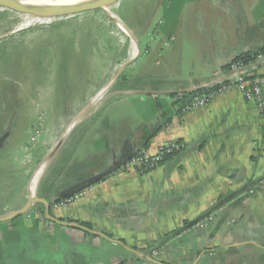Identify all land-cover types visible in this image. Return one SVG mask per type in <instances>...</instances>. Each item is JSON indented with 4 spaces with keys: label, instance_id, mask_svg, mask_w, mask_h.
<instances>
[{
    "label": "crops",
    "instance_id": "1",
    "mask_svg": "<svg viewBox=\"0 0 264 264\" xmlns=\"http://www.w3.org/2000/svg\"><path fill=\"white\" fill-rule=\"evenodd\" d=\"M192 2L189 8L199 12L197 20L202 19L206 32L189 28L184 33L149 32L152 24L145 32H135L124 23L142 45V52L128 66L138 65V79H130V94L115 91L86 111L56 153L68 184H52L48 195L59 198L138 150L153 153L164 142L179 141L181 151L146 173L135 168L112 172L72 202L51 209L52 214L87 224L146 255L158 250L157 259L166 264H264V189H255L253 197L232 210L233 222L217 227L216 219L199 234H175L230 193L264 177V119L241 90L231 88L187 112L180 110L183 99L176 102L182 95L178 93L209 84L236 56L264 45V0ZM148 15L146 21L151 20ZM195 38L200 42L194 58ZM254 65V71L264 76V62ZM145 75L153 76L157 84L143 82ZM97 90L77 103L79 111ZM120 107H127L129 118L114 116ZM154 126L161 127L145 145L146 134ZM27 197L4 211L21 207ZM21 221L26 231L34 229L31 244L41 240L48 244L45 230L54 233L52 246L61 259L52 264H85L88 249L96 254L91 264H152L119 244L80 230L42 220L38 224ZM6 224L15 227L12 220ZM204 250L208 252L201 254Z\"/></svg>",
    "mask_w": 264,
    "mask_h": 264
},
{
    "label": "rangeland",
    "instance_id": "2",
    "mask_svg": "<svg viewBox=\"0 0 264 264\" xmlns=\"http://www.w3.org/2000/svg\"><path fill=\"white\" fill-rule=\"evenodd\" d=\"M190 4H193L192 0H120L108 11L126 25L131 24L135 32H142V29L145 32L149 24H152L149 32L184 33L188 28L194 32H206L202 19L197 20L199 12L191 11ZM25 15L0 7V54L8 52L9 47L12 54L7 69L0 61V83L8 82L7 100L0 108V116L10 115V119L2 123V130L9 131L0 156V211L15 207L28 196L30 176L40 161L45 159L50 147L59 141L61 128L65 129L79 111L77 103L92 95L132 57L131 40L103 10L68 18L42 19L31 25L23 24ZM147 15L151 20H145ZM194 20L199 23L193 25ZM157 21L160 23L157 24ZM188 22L192 25L189 26ZM4 40H7L5 44H1ZM193 41L195 50L191 56L195 58L200 40L195 38ZM161 47L165 49V46ZM59 48L70 52L65 57L68 62L65 71L63 64L57 70L59 54L56 51ZM124 48L125 54L119 56ZM44 52L49 53L43 57ZM137 66L124 68L126 74L134 73L130 77L133 82L138 79ZM142 80L157 84L150 75H145ZM1 88L0 84V92ZM107 94L108 91L104 95ZM63 100L66 105H63ZM125 108L115 110L114 116L129 118L130 114ZM34 125L38 130L36 139L28 144V130ZM56 156L49 163L50 166L52 163L58 166ZM19 174L24 176V186L19 197L14 196L11 201L10 195L15 191ZM38 186L39 183L34 189L35 195H38ZM8 201L11 202L7 204ZM21 218L23 216L12 220L15 227L10 229L6 222H0V264H52L60 260V252L52 246L56 244L54 233L45 230L44 236L49 245L45 240L38 245L31 244L29 237L34 229L26 231ZM95 255L88 249L84 255L85 264H91Z\"/></svg>",
    "mask_w": 264,
    "mask_h": 264
},
{
    "label": "water",
    "instance_id": "3",
    "mask_svg": "<svg viewBox=\"0 0 264 264\" xmlns=\"http://www.w3.org/2000/svg\"><path fill=\"white\" fill-rule=\"evenodd\" d=\"M27 1H33V0H0V7H4L6 9L9 10H14L23 14H28V15H32L38 18H43V19H61V18H65V17H69V16H73L75 14H79V13H83L86 11H91V10H97V9H101L105 12H107V10L105 9L106 6H111L114 3H117L120 0H88L86 2H82V3H77V4H69V5H30V4H24ZM107 14L112 18V16L107 12ZM117 17V16H116ZM118 20L123 24V26L128 30L131 31L123 22L122 20L117 17ZM118 26V25H117ZM120 28V27H119ZM123 31V30H122ZM132 32V31H131ZM131 32H129L130 34H125V32H123L130 40H133L136 46V55L131 57V59H129L128 61L125 62V64H123V66L120 67L119 70H117V72L110 77L100 88L99 90H101V88L106 87V91H108L107 96L112 95L113 93H115V91H117L116 93H120V94H130L131 90H114V91H109L112 84L114 83V81L116 80V78L118 77V75L124 70V68L128 67L130 64H132L136 58L139 56L140 54V48H139V44H138V40L137 37L135 35H133L134 39L132 38ZM214 82H210L207 85H204L202 87H199L198 89H194V90H200V89H204L208 86L214 85ZM98 90V91H99ZM193 90V91H194ZM97 91V92H98ZM97 92L95 94H97ZM159 93V92H156ZM183 93H188V92H181L178 94H183ZM95 94L93 95V97L95 96ZM105 94V93H104ZM103 94L102 98L97 102V104H99L105 97ZM167 95V92L164 93ZM92 97V98H93ZM91 98V99H92ZM87 103V105H85L83 107V109H81L80 111H78L75 115H73V117L71 118V120L69 121L68 125L70 124V122L72 120H74L76 118V116H79V119L77 120V122L69 129V131L66 133V129H63V132L61 133V137L59 139V141L55 145V148L53 149V153L52 155H50L49 159H47V164L44 167L37 183H36V187L39 183V181L41 180V178L43 177V175L45 174V171L48 170V168L50 167V162L52 161V159L54 158L55 154L57 153L58 149L60 148V146L62 145V143L66 140V138L69 136V134L72 132V130L80 123V121L82 120V118L84 117L86 111L89 108H95L97 106L93 105L90 106V101ZM67 125V126H68ZM8 136V131H5L3 134L0 135V149L3 147L6 138ZM52 145V146H53ZM52 146L50 147V149L47 151L46 153V157L48 158V153H50V151L52 150ZM132 154V153H131ZM127 155L123 158H121L117 163L111 165L108 169L97 173L93 176H91L88 180H86L85 182L79 184L78 186H73L72 188H70L69 191L61 194V196L59 198H64V197H68V196H72L76 193L82 192L85 188L93 185L94 183L98 182L100 179H102L103 177L111 174L112 172H115L117 170H119L120 166L127 160L130 158V155ZM44 156V157H45ZM44 159H42L40 161V163L37 165V167L34 169L32 175L30 176L29 180H28V186L29 183L31 182L34 174L37 172V170L40 168L42 161ZM258 181V180H257ZM256 181V182H257ZM255 182V183H256ZM254 183V184H255ZM254 184H252L251 186H247L245 188H240L235 190L234 192L230 193L228 196H226L225 198L221 199L219 202H217L213 207H211L206 214L199 216L195 221L183 226L182 228H180L179 230L175 231L176 235H182V234H199L202 231H206L217 219V224L216 226H220L223 223H228L229 224V220L231 217V212L232 210L241 202L243 201L245 198H250L254 196V193H249V188L252 187ZM35 187V188H36ZM51 185L48 187V193L50 191ZM29 191V190H28ZM246 191V192H245ZM57 198L53 196V199L51 198L50 200L46 199L45 197H41L39 195H35L34 192L33 194L29 192L28 197L26 202L19 208L12 210V211H8L5 212L3 214H0V222H6V221H10L13 220L15 218L24 216L35 204H41L43 206V212H44V219L48 220L54 224L57 225H61V226H66V227H70L76 230H80L86 234H90L92 236H97V237H101L109 242H113L116 244H119L123 247H125L127 250H129L130 252L134 253L136 256H139V258L141 260H145L148 261L152 264H166L165 262L157 259L159 256V251L157 250L156 255H154L152 253L151 256L146 255L142 252H139L135 249H132L128 246H126L123 242H121L120 240L117 239H113L111 237H109L107 234H105L104 232H100V231H96L93 230L92 228H89L87 226H84L82 224H79L75 221H65V220H61L60 218L55 217L52 214V206L51 203L52 201ZM230 202V204L227 206V202ZM214 213V217L213 220L210 221L207 225H203L202 227H199V222L206 217L208 214ZM233 222V220H231ZM163 248V246H162ZM208 252V250H204L202 251L201 254Z\"/></svg>",
    "mask_w": 264,
    "mask_h": 264
},
{
    "label": "built area",
    "instance_id": "4",
    "mask_svg": "<svg viewBox=\"0 0 264 264\" xmlns=\"http://www.w3.org/2000/svg\"><path fill=\"white\" fill-rule=\"evenodd\" d=\"M258 62H264V55L258 54L254 61L249 64H243L236 61L231 62L229 69L217 75L212 82L214 85L208 86L202 91H193L185 100L180 104V110L183 112L192 111L199 107L205 106L210 103L216 96L224 93L231 88L241 90L244 98L254 103L259 115L264 119V76L257 73L253 65ZM255 66V65H254ZM38 130L36 125L28 130L29 142L36 139ZM182 143L179 141H167L161 144L157 150L150 153L145 150H138L129 159H127L119 168V170L137 169L140 173H146L158 164L164 161L168 155L180 152ZM264 189V177L260 178L252 187L249 188V193H254L255 189ZM81 192L72 196L61 198L59 201L51 203L53 209L59 208L72 202ZM36 211L31 208L23 217L31 219L37 217ZM214 213L208 214L199 222V227L207 225L213 220ZM48 222V221H47ZM50 223V222H49ZM156 251L153 252L156 255Z\"/></svg>",
    "mask_w": 264,
    "mask_h": 264
},
{
    "label": "trees",
    "instance_id": "5",
    "mask_svg": "<svg viewBox=\"0 0 264 264\" xmlns=\"http://www.w3.org/2000/svg\"><path fill=\"white\" fill-rule=\"evenodd\" d=\"M101 9H97V10H91V11H86V12H83V13H79V14H84V13H91V12H94V11H99ZM79 14H75V15H79ZM74 16V15H73ZM69 17H72V16H69ZM68 18V17H66ZM45 23V22H44ZM9 40V39H7ZM6 40V41H7ZM4 40V42H2L1 44H5L6 42ZM7 45V44H6ZM88 45V44H86ZM8 46V45H7ZM9 47V46H8ZM10 47L8 48V52H4L2 54H0V61L4 63V66L6 67V69L10 66V59L12 58V54H11V51H10ZM56 51V49H55ZM58 54H59V60L57 61V70L59 69V66L61 68L62 64L64 65V71H65V68H66V65H67V61H65V57H67L70 52L68 50H63V49H60L59 48V51H56ZM54 52V53H56ZM46 53H49V52H44L43 53V57L46 55ZM73 53V51H72ZM125 54V48L124 49H121L120 52H119V56H122ZM258 54H264V45L261 46L260 48L254 50V51H249V52H245V53H242V54H239L238 56H236L233 60H231V62H236V61H239V62H242L243 64H247L249 62H252L255 60L256 56ZM230 62V63H231ZM230 63L224 65L222 67L223 70H228L229 69V65ZM36 61H35V65H36ZM68 66V65H67ZM67 76V74L65 75ZM129 82H130V76L128 74H126V70H123L119 75L118 77L116 78V80L114 81V83L112 84L111 86V90L114 91V90H130V85H129ZM7 83L8 82H1V92H0V108L4 106L6 100H7ZM67 87H69V84L67 82ZM198 91H202V89L198 90ZM190 94L192 93H183L182 95L179 96V98L176 99V102L180 101V100H185ZM174 96V95H172ZM66 105V101L63 100V105ZM14 118H16V116H14ZM0 134L1 133H4L5 131H3L2 129V123L7 120L10 119V115H1L0 116ZM161 127V126H160ZM160 127H157V126H154L153 127V130L148 132L146 134V140H145V145L147 144L148 140L160 129ZM9 131V130H8ZM2 152L3 150L0 149V156L2 155ZM169 156V155H168ZM57 162V161H56ZM58 163V166L56 167L55 165L54 166H51L48 168V170L45 172V174L43 175V177L41 178V180L39 181V186H38V195L41 196V197H45L46 199L50 200V197L48 195V187L51 185L52 187V184H54L53 180H54V177L57 176V174L60 172L61 168L59 166V162ZM20 177L16 183V187H15V191L10 195L11 196V201L13 200L12 198L15 196L16 197H19V194H20V191L21 189L23 188V184H24V176H22V174H19ZM61 198H55L53 202H56V201H59ZM11 201H8L7 204H9ZM36 208L41 212V214H43V206L41 204H35ZM5 211H4V208L0 211V214H3ZM39 221H41V219L39 218H36L34 219V223L35 224H38ZM84 226H87L90 228L89 225L87 224H82Z\"/></svg>",
    "mask_w": 264,
    "mask_h": 264
},
{
    "label": "bare ground",
    "instance_id": "6",
    "mask_svg": "<svg viewBox=\"0 0 264 264\" xmlns=\"http://www.w3.org/2000/svg\"><path fill=\"white\" fill-rule=\"evenodd\" d=\"M88 0H33V1H27L25 2L24 4H30V5H69V4H77V3H82V2H86ZM112 6V5H111ZM110 6V7H111ZM109 6H106L105 9L107 10V12L112 16V18L114 19L115 23L118 25V27H120L121 30H123V32H125V34H130L129 31L123 26V24L118 20V18L113 14L111 13L110 11H108V9L110 8ZM113 9V8H112ZM30 16V17H29ZM43 18H38V17H35V16H32V15H25L23 20L25 23V25H31V24H35L39 21H41ZM21 26V25H20ZM19 26V27H20ZM131 32V31H130ZM132 33V32H131ZM133 37V36H132ZM131 47H132V50H131V56H135L136 55V46H135V43L133 40H131ZM106 91V87H103L97 94H95V96L91 99L90 101V106H93V105H96L97 102L102 98L103 94L105 93ZM80 116V115H79ZM79 116H76V118L74 120H72L70 122V124L67 126V129H66V133L69 131V129L77 122V120L79 119ZM55 148V145H53L52 147V150L50 151V153H48V158L45 157V159L42 161V164L40 166V168L37 170V172L34 174L31 182L29 183V186H28V190L29 192H31L33 194L34 192V189L36 187V183L44 169V167L46 166L47 164V159H49L50 155H52L53 153V149Z\"/></svg>",
    "mask_w": 264,
    "mask_h": 264
},
{
    "label": "flooded vegetation",
    "instance_id": "7",
    "mask_svg": "<svg viewBox=\"0 0 264 264\" xmlns=\"http://www.w3.org/2000/svg\"><path fill=\"white\" fill-rule=\"evenodd\" d=\"M6 131V130H5ZM8 131V130H7ZM1 134H3V133H1ZM0 134V135H1ZM61 171V170H60ZM53 182L54 183H59V184H68V176H67V174L66 173H58L57 174V176H55L54 177V180H53ZM32 209H33V211H36L37 212V214H38V216L37 217H33V218H31V219H26V220H34V219H36V218H39V219H41L43 222H46V223H49L50 221H48V220H45L44 219V212H43V214H41V212L36 208V206L34 205L33 207H32ZM24 218V217H23ZM25 219V218H24ZM48 221V222H47ZM50 224H54V223H52V222H50ZM124 263V262H123ZM123 263H121V264H123Z\"/></svg>",
    "mask_w": 264,
    "mask_h": 264
}]
</instances>
